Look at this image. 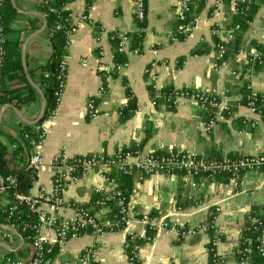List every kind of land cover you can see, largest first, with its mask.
<instances>
[{"label":"crops","instance_id":"obj_1","mask_svg":"<svg viewBox=\"0 0 264 264\" xmlns=\"http://www.w3.org/2000/svg\"><path fill=\"white\" fill-rule=\"evenodd\" d=\"M175 1L144 0L141 49L132 52L127 47L125 64L112 70L113 76L111 72L104 74L99 67L113 63L109 33H129L137 28L133 0H71L64 5L72 20L82 14L86 19L78 21L76 32L70 38L64 84L53 114L43 121L46 135L41 156L45 165L36 172L28 190L30 196L50 193L51 171L46 163L59 155L65 158L97 152L111 155L123 146H137L142 153L182 149L193 150L197 155L215 153L222 157L264 152V120L256 111L239 104L231 113H221L228 101L240 96L235 86L239 80L228 71L243 67L250 41L261 45L262 62L242 81L252 92L259 93L264 103V1L244 30L241 48L226 58L225 65L216 68L212 67L215 37L212 27L224 26L228 14L233 12V1L226 4L223 0H203L190 32L172 39ZM11 2L20 11L11 23L14 29L23 28L31 17H36L40 24L38 29L19 36L24 47L25 69H29L48 57L49 41L42 16L34 10L36 0ZM200 43L208 46L207 52L192 53ZM147 85L154 89L155 96L165 85L175 90L214 91L220 102L213 126H204L201 109L187 97L178 96L169 104H152ZM100 86H103L101 93ZM126 90L134 98L136 108L126 109L122 116L120 109L126 104ZM89 99L94 116L87 113ZM40 104L38 93V100L33 104L15 106L6 102L0 106V142L6 147L8 159L14 149L12 145L20 140L14 143L7 136L16 138L15 131L21 123L31 125ZM10 163L9 166L21 167L23 162L16 158ZM190 180L191 176L177 173H151L141 179L133 178L127 203L130 215L147 213L165 217L173 225L155 230L149 240L137 247L140 264H206L208 236L205 230L197 228L211 209L215 212L216 232L222 237L215 243V253L223 264H235L231 254L239 238V222L251 205L264 203V171H243L235 183L201 179V186L196 188L189 186ZM105 186L104 172L91 169L64 188V207L55 211L44 202L40 209L49 218L69 219L74 213L71 203H84L92 190ZM176 228L193 232L179 236ZM1 230L12 235L10 241L0 237V264H5L3 256L21 251L25 243L13 229L0 224ZM145 231V225L133 217L125 231L72 236L58 249L53 261L60 264L84 249H93V259L99 264H131L124 253L123 235L127 232L143 236ZM42 235L47 243L55 240L51 228L43 229Z\"/></svg>","mask_w":264,"mask_h":264},{"label":"trees","instance_id":"obj_2","mask_svg":"<svg viewBox=\"0 0 264 264\" xmlns=\"http://www.w3.org/2000/svg\"><path fill=\"white\" fill-rule=\"evenodd\" d=\"M71 0H36L34 4V10L38 12L43 19L44 31L47 35L50 53L48 57L41 63L35 65L32 68L25 69L22 63L21 57V42L22 39L20 33H26L27 31H34L38 29L39 23L36 17L28 19L27 23L21 29H14L11 23L19 16L18 11L12 4L11 0H0V106L3 103L13 101L15 106L22 103L33 104L38 100V90L41 92L44 99V109L42 118L36 122L40 123L43 119L52 115L56 107V92L59 90V60L63 52V45L65 40V29L70 26L69 12L64 8V5ZM226 4L230 1H234V11L228 14L227 21L224 24L225 27H234L232 30V40L225 44L224 57H230L236 54L241 48L243 33L247 28V25L253 17L258 5L264 0H223ZM89 2V1H88ZM203 4V0H190V10L187 14L188 20H193L196 13L200 10ZM137 28L134 31L127 33L128 35V50L139 51L143 41V26L145 19L138 21L134 19ZM177 38H181L177 35ZM117 34L115 32L109 33V41L113 48L112 59L114 63H123L125 61L124 53L118 52L116 49ZM217 38H213V42H217ZM252 47L262 52V47L255 41H250ZM208 50L206 44L200 43L198 47L192 50L194 54L205 53ZM262 62V56L259 63L254 65V68L260 65ZM115 75V72H111L110 76ZM102 77L104 75L102 74ZM239 83H236L238 94L240 95L237 100H230L227 106L222 110L223 115L231 113L234 108L239 105L250 104L255 107L260 117L264 120V103L262 96L259 93L252 92L247 83L238 79ZM237 82V81H236ZM147 90L150 98L153 100L154 105L158 103H166L165 99L171 95L175 89L170 85L163 86L159 91V96H155L154 89L150 85H147ZM180 91H193L190 88H182ZM196 91V90H194ZM228 94V93H227ZM204 95L207 99L214 98L219 100L216 95L205 92ZM136 103L130 92L126 90V104L120 109V114L124 116L126 109L134 110ZM205 111L202 112L203 121H207L210 118H214L216 114L215 107L205 105ZM2 133L0 128V134ZM32 136L34 133L31 130V125L21 123L15 131L16 138L8 135V140L15 143L14 149L11 151L10 159H8L6 147L0 142V199L7 201L5 205L0 208V224L13 229L23 240L25 246L21 248V251L15 253L7 252L6 255L25 256L29 252L28 244L30 243L31 236L34 233V225L36 223V216L33 212H30L26 206L14 197L15 193L27 194L31 187L36 172L24 165L29 146L24 137ZM137 146H123L124 151H139ZM157 154H163L162 151H155ZM264 153V152H263ZM241 156L240 154H228L225 157L213 154L197 155L203 161H221L226 158L228 161H236ZM18 158L21 160L22 166H9L11 160ZM25 158V159H24ZM9 161V162H8ZM10 163V164H9ZM264 165L258 167L257 170L261 171ZM243 171L238 172V177ZM177 174H184V171H176ZM13 177V182L9 183L5 180L7 175ZM208 171H198L195 174L190 175L195 182L201 181V179L214 180L216 182H226L230 177V169L228 167L211 172V179H208ZM72 175L80 177L81 172L76 169ZM106 177L113 180L116 195H110L103 190L94 189L90 192L88 200L84 203H71V206L77 209L87 210L89 214L98 212L103 209L102 220H106L108 225H100L103 231L116 230L123 226V213L121 208L127 205L129 194L131 192V183L133 175L128 172L114 171L113 169L105 173ZM146 175V174H144ZM110 193V192H109ZM118 201L120 203H118ZM101 203V204H100ZM14 206L11 215L9 216V225L2 220L8 214L7 207ZM103 207V208H102ZM264 203L261 205H251L248 212L244 215L239 222V238L235 248L232 251L231 257L235 262L245 261L244 264H264V256L259 252V236L264 228ZM214 210L208 211L203 225L205 232L208 236V242L205 245L206 248V264H215L216 260H219V256L215 253V241L220 240L222 237L216 232L213 218ZM149 215V214H148ZM150 217H153L149 215ZM57 222V219H55ZM11 226V227H10ZM90 226L77 227L75 235H82L84 233H91ZM154 233L153 229L146 228L143 236L126 235L124 240V253L127 256L128 261L131 264H140L135 253L136 247H139L144 242L149 240ZM49 248V252L45 253V249ZM41 254L44 258L52 260L58 251L55 244L44 243L41 246ZM25 252V254H24ZM23 256V257H24ZM90 264H96L91 262Z\"/></svg>","mask_w":264,"mask_h":264},{"label":"built area","instance_id":"obj_3","mask_svg":"<svg viewBox=\"0 0 264 264\" xmlns=\"http://www.w3.org/2000/svg\"><path fill=\"white\" fill-rule=\"evenodd\" d=\"M221 0H216V2H220ZM190 0H176L174 4V18H175V27L172 31L171 38L174 39L177 35L181 37L186 36L193 24V20L187 19V14L190 10L189 6ZM234 7V1L232 3ZM234 11V8H233ZM133 16L134 19L141 21L144 19V0H133ZM70 26L65 29V40L63 45V52L60 56L59 60V90L56 92V103L58 102L60 92L62 90L64 84V76L66 70V62L68 59V43L72 35L76 32V28L78 25V21H82L86 19L84 14L77 15L73 18L68 15ZM234 27H225L214 26L212 27V33L217 38V42L213 44L214 53L213 59L214 62L212 64L213 68H216L220 65H225L226 58L224 57L225 52V44L232 40V30ZM264 28V25H263ZM141 29V28H136ZM117 43L116 49L118 52L124 53L128 44V35L127 33H118L117 34ZM136 52V51H132ZM100 53V52H99ZM244 65L237 66L228 71V74L232 77L240 80H244L249 77L252 73L253 67L256 63L260 62L261 53L256 50L254 47H248L245 51L244 56ZM123 63H112V65H101L99 70L104 72V74H109L112 70H118L122 66ZM1 66V63H0ZM247 87L250 89L249 85ZM99 92H103V86H100ZM203 91H180L176 90L171 95H169L165 101L172 103V100L178 96H184L194 101L196 106H198L203 112L205 111L204 106L209 105L215 107L217 112V106L219 105V100H215L214 98L207 99L204 95ZM209 94L215 95L214 91L208 92ZM157 96L159 94L157 93ZM223 96V94L221 95ZM13 104V101L8 102ZM151 103L154 104L153 100ZM87 113L90 116H94V107L92 104V100L89 99L87 101ZM248 107L257 112L255 107L252 106V101ZM54 112V111H53ZM258 113V112H257ZM53 114V113H52ZM51 116V115H50ZM48 116V117H50ZM47 117V118H48ZM43 119L40 123H34L31 125V130L34 133L32 136H27L24 134V137L27 138V144L29 146L28 154L24 165L33 169L37 172L42 166L45 165L41 156V145L43 139L46 135V126L44 124ZM203 124L206 128H210L214 124V118H210L207 121H203ZM15 145H12L14 148ZM264 165V153L260 152L254 155H243L236 161H228L226 158H223L221 161H203L201 158L197 157V154L193 150H182V149H169L165 151L163 154H157L155 151L149 150L147 152L140 151H124L122 147L116 149V151L107 155L102 152L91 153V154H81L75 155L70 158H65L62 155L56 156L52 160L46 163V166L51 171V180H52V189L50 193L44 194L41 193L36 197L30 196L27 194H18L15 193L14 197L23 203L26 208L33 212L36 216V223L34 227V233L31 236L30 243L28 244L29 252L27 256H8L4 255L3 260L5 264H56L53 259L49 260L48 258H44L41 254V246L44 243H47L42 235L43 229L51 228L55 234V240L52 244H55L59 249L63 243L72 236L75 235V230L77 227L88 225L91 227V233L99 234L104 232L100 225H108L106 220H102L103 209H100L98 212L93 214H89L87 210L74 208L73 216L69 219L65 218H49L46 214H44L40 205L42 203H48L52 209L57 211L58 209L64 207V201L62 199V192L64 188L72 181L76 180L77 177L72 175V173L78 169L81 172V175L86 171H90L91 169H99L104 172V179L106 182V186L102 189L104 192L110 195H116V191L113 190L114 183L112 179L106 177L105 173L109 170L113 169L114 171H122L128 172L133 175V177L137 179H141L144 174L151 173H176V171H184L183 175H192L197 173L198 171H208V179H211V172L223 169L228 167L230 169V177L228 179L229 182L235 183L238 179L239 171L246 170H257L259 166ZM264 171V168L261 170ZM5 180L9 183L13 182V177L11 175H7ZM213 181V180H210ZM189 186L191 188H196L201 186V183L190 180ZM110 192V193H109ZM7 203L6 200L0 199V208L2 205ZM118 203H120L118 201ZM101 204V203H100ZM14 206L7 207V215L3 218V222L8 224L10 219L9 216L12 213ZM103 208V207H102ZM121 212L123 213L122 218L123 226L116 230L125 231L126 228L130 225L133 217L136 218L137 221L143 223L146 228L153 229L154 231L157 229H167L172 228L173 225L168 221L165 217H150L147 213H133L130 215V210L128 208V204L121 208ZM264 213V212H263ZM57 219V222H55ZM9 225V224H8ZM11 227V226H10ZM179 236H182L187 233H192L191 229H183L176 228ZM199 230H204L205 227L203 224L199 225L197 228ZM112 231V230H107ZM126 235H133L132 233L125 232L123 238L125 240ZM0 237L6 240H11L12 235L7 230L0 231ZM259 240V252L264 256V228L261 231V234L258 238ZM216 243V241H215ZM51 244V243H48ZM137 249V247H136ZM135 249V250H136ZM49 252V248L45 249V253ZM133 256H136V251L133 253ZM91 262L97 263L93 259V249H84L80 253L73 255L68 261L60 263V264H90ZM245 261L235 262V264H244ZM59 264V263H57ZM215 264H223L221 257L219 260H216Z\"/></svg>","mask_w":264,"mask_h":264},{"label":"water","instance_id":"obj_4","mask_svg":"<svg viewBox=\"0 0 264 264\" xmlns=\"http://www.w3.org/2000/svg\"><path fill=\"white\" fill-rule=\"evenodd\" d=\"M42 26H44V24ZM21 57H22L23 67H25V62H24V47L23 46L21 47ZM38 93L40 95L41 104H40L39 111H38V114H37L36 118L29 123L31 125L34 124V123H36V122H38L42 118V114H43L44 99H43V96H42V94H41V92L39 90H38Z\"/></svg>","mask_w":264,"mask_h":264}]
</instances>
